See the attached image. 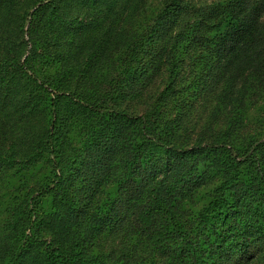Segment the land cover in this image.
Returning a JSON list of instances; mask_svg holds the SVG:
<instances>
[{
    "label": "trees",
    "instance_id": "1",
    "mask_svg": "<svg viewBox=\"0 0 264 264\" xmlns=\"http://www.w3.org/2000/svg\"><path fill=\"white\" fill-rule=\"evenodd\" d=\"M263 96L264 0H0V264H264Z\"/></svg>",
    "mask_w": 264,
    "mask_h": 264
},
{
    "label": "rangeland",
    "instance_id": "2",
    "mask_svg": "<svg viewBox=\"0 0 264 264\" xmlns=\"http://www.w3.org/2000/svg\"><path fill=\"white\" fill-rule=\"evenodd\" d=\"M23 9V8H22ZM33 9H31L29 12L32 13ZM27 30V23H25L22 27H21V31H22V39L24 42H26L27 46H26V50H27V54L30 50V48L32 47V42H31V38H30V41H29V35L27 33H25ZM35 37V36H34ZM31 46V47H30ZM32 49V48H31ZM26 54V55H27ZM264 97V96H263ZM261 95L260 97H255L250 99L248 101L249 103V118H254L256 115H257V112H258V106L261 104ZM251 103V105H250Z\"/></svg>",
    "mask_w": 264,
    "mask_h": 264
}]
</instances>
